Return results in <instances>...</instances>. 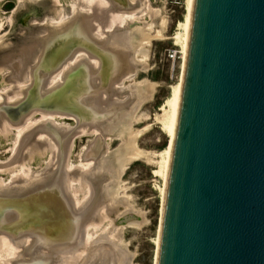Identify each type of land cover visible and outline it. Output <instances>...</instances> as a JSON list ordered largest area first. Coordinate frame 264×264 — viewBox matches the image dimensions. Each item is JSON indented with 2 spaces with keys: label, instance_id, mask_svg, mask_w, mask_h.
Wrapping results in <instances>:
<instances>
[{
  "label": "bare ground",
  "instance_id": "6f19581e",
  "mask_svg": "<svg viewBox=\"0 0 264 264\" xmlns=\"http://www.w3.org/2000/svg\"><path fill=\"white\" fill-rule=\"evenodd\" d=\"M87 1L90 2V0ZM96 1L107 4V6H98L96 12L106 10L105 13L126 18L132 17L139 12V9H144L146 3V0H129L130 4L126 6L123 0H115V3L114 0ZM48 2L49 0H36L34 2L18 0V6L12 13L14 16L9 20L13 25L10 28L12 29L10 34H14L16 30L18 13L27 9L28 4H30L29 10H34L38 6V9L44 11L50 5ZM193 3L194 0H187L189 12L186 23L179 25L182 34L173 37L175 42L181 41L184 58L182 77L172 88L170 96L159 108L162 111L158 117L160 129L170 138V144L166 150L158 155L160 157L158 169L154 171V175L163 180L162 201H164L181 100ZM65 13L67 12H63L61 9L55 10L51 12V18H49L60 20L65 17ZM84 16L85 20H81V16L76 12V14L59 23L48 20L39 28H35L29 22L28 27L32 37L42 35L39 40L42 60L38 67H34L30 72L28 79L30 88L22 89L23 96L18 100V103L16 101V105L8 103L0 105V129H4L3 123L6 120L9 128H11L12 122H24L26 119H29L27 126H31L35 123V121L32 122L34 119L32 117L37 114L40 115L39 120L45 116H54L57 121L61 117L71 118L76 121V131H79L81 136L83 135L81 132L83 127L89 126L97 130L106 122L107 132L105 134H108L101 136L105 135L109 139L121 141L116 152L113 151L114 153L108 154L107 150L103 160H101V166L114 180L110 185L102 186L101 180L93 179V176L85 178L90 189L77 182L76 184L73 183L72 194L74 199L69 186L73 179L66 171L71 152L70 144H59L56 141L57 153L52 162L51 171L22 188H28L43 179H45L46 185L28 192L29 194L24 196L13 194L14 191L17 190L18 192L22 188L16 189L11 186L0 188V218L9 216L7 220L0 223V239L3 238L1 247L6 249L9 248L10 244L13 249V253L10 252L7 255L8 258L4 260L7 261V264H41L42 260L43 264H94L97 261H100L97 262L98 264H131L133 255L127 251L123 243L122 228L114 227L115 220L110 219L109 213L113 209L120 210L116 217H124L126 222L128 221V226H143L147 223L144 215H139L138 212L132 210L128 198L118 195V192L122 189L120 178L127 164L146 158V155L137 145L140 131H134L133 124L138 120L136 114L141 105L151 100L155 92V84L140 83L135 85L131 88L133 91L131 96L135 98V102L130 105V101L126 104L125 102L120 104V102L123 99L128 100L122 96L126 89L124 81L130 80L136 75L139 70L137 63L141 65L139 68L146 69L147 65L143 63V58L145 59L147 55L143 46L147 45L153 37L149 33L151 25L144 24L143 27L126 31L130 27L127 23L128 27L122 28L119 37L118 34L116 39L109 37V41L112 40L109 46L107 42L104 44L102 41L98 42L99 39L95 35L96 28L90 23L94 17L87 21L88 16L86 14ZM97 16L98 14L95 13V20ZM156 34V36H160V32ZM115 40H118V43L114 46L112 42ZM10 43L12 42L7 41L5 45H10ZM30 48L32 46L28 48L29 51ZM122 50L128 55H132L129 64L123 65L124 58L120 57ZM77 52L88 55L90 53L94 56L95 60L99 62V70L94 69L90 72L84 67L80 68L76 78L75 72L72 70L63 71L62 83L57 86L51 84L52 79L59 73V69L65 66L70 57ZM92 56L90 57L93 58ZM118 57H120L119 60ZM137 57H140V60H137ZM121 86L124 88L121 89ZM119 97L122 98L121 101L118 100ZM103 105L106 106L105 112L102 109ZM123 106L128 107V110L119 111V108ZM97 108L98 112H96ZM106 119H109L110 122H107ZM92 133L95 134V131ZM33 136L34 134H28L25 137L19 147L20 150H26ZM52 175L53 177L49 179L48 177ZM88 193H90L89 198L87 197ZM137 215L140 216L139 220L132 218ZM106 221H109V229L104 226ZM98 224L103 226L97 228ZM159 228L161 229V220ZM159 238L160 230L156 240L158 244L155 264ZM99 243H104L105 246L111 248L104 247L99 249L96 255L88 256L90 253L89 246Z\"/></svg>",
  "mask_w": 264,
  "mask_h": 264
},
{
  "label": "water",
  "instance_id": "95a60500",
  "mask_svg": "<svg viewBox=\"0 0 264 264\" xmlns=\"http://www.w3.org/2000/svg\"><path fill=\"white\" fill-rule=\"evenodd\" d=\"M156 264H264V0H194Z\"/></svg>",
  "mask_w": 264,
  "mask_h": 264
},
{
  "label": "rangeland",
  "instance_id": "374dc122",
  "mask_svg": "<svg viewBox=\"0 0 264 264\" xmlns=\"http://www.w3.org/2000/svg\"><path fill=\"white\" fill-rule=\"evenodd\" d=\"M31 1L34 2L36 0ZM31 1L29 0V2ZM75 1L76 0H54V3H56L57 6H55L49 12L47 17L51 18V12L61 9L63 12H67L65 13V17L60 20H51L53 22L59 23L62 20L67 19L73 12L72 8ZM52 2L53 0H51V3ZM16 6H18V0H0V36L6 32H8L6 34L8 37L13 35L10 34V31L12 30L10 28H12L13 25L11 21L9 22V20L13 18L14 15L12 13L17 8ZM27 6L29 7L30 4ZM28 7L27 9H24L18 13V21L14 34L23 33L20 26L18 25L19 17L24 11L28 10ZM94 10H97V6L94 8ZM188 12L189 8L187 5V0H146L144 9H139V12L132 15V17H123L121 19L123 26L122 28H127V23L130 26L128 29H126V31H131L132 29L134 30L136 27H143L144 24L151 25V30L149 33L150 35L152 34L151 37L153 36L148 43L149 45L147 44L143 46V49L147 55L145 59L143 58V63L147 65L146 69L143 70L139 68L140 63L139 65L137 63L139 70L132 79L124 81V86L126 89L122 96H125L128 99L127 101H131L133 104L135 102V98L131 96V93L133 92L131 88H133L135 85H139L140 83H153L156 87L151 100L146 101L139 108L138 113L136 114L138 116V120L133 124V130L137 132L140 131L137 145L146 155V158L144 157L127 164L120 178V180H122V189H120L118 192V195L126 196L128 198V203L132 210L138 212L137 214L139 215H144L147 223L143 226H128V221L126 222L124 217H116L120 210L118 211L117 209L112 208L113 210H111V212L109 211L110 219L113 221L115 220L114 227L117 229L122 228L123 243L126 246L127 251L133 255L131 264H155L156 260L158 244L156 240L160 230L159 227L163 204L161 194L163 180L161 177L155 176L154 171L158 169V162L160 160V157L158 156L159 153L164 152L170 144V138L160 129V124L158 123V117L162 113L159 108L170 96L172 88L180 81L182 77L184 58L182 54L181 41L178 40V42H175L173 37L175 35L181 36L182 30L179 28V25H184L186 23ZM117 20L112 19L110 23H113V25L118 24V22H115ZM31 24L34 27H39L41 26L42 22L38 20H32ZM133 25H135V27H133ZM158 32H160V36H156V33ZM114 45H116V43H114ZM122 51L120 53V57L124 58L123 65L127 63L129 64L131 62L130 58L132 55H128L124 50ZM19 53L21 54L20 51ZM19 53L17 49L10 53L4 52L1 56L3 58L2 60L0 59V61L4 60L3 62L17 66L22 62L21 55ZM120 57H118V60ZM137 60H140V57H137ZM145 80L147 82H143ZM6 85L7 84H5L2 79V75L0 74V90ZM129 86L131 87L129 88ZM123 88L124 87L121 86V89ZM121 99V97L118 98L120 101ZM121 103L122 102H120V104ZM122 109H124V107L119 108V111ZM126 110H128V108ZM47 118L50 117L45 116L41 118V120L38 118H32V122H45ZM52 118L55 120L54 116H52ZM60 119L55 121L59 122ZM5 126L9 131L12 128L8 127V123H6ZM50 128L53 131L54 136H58V133L55 132L54 128ZM93 131H95V134H98L97 130L94 128H91L89 134H93ZM19 134L20 130H17L15 139L13 136H11V134H8L5 137L3 134L0 135V178L2 179L14 174L9 172L10 170H17L15 169L16 167H9H12L10 165L11 152L13 147L16 145V139ZM88 138L89 137H79L77 139L76 144L75 146L73 145L72 151L69 155L70 162L77 161V159L80 158L79 162L82 163L79 153L84 147ZM104 144L106 148L105 150H108V154H110L111 152H116L121 144V141L107 138V140L104 141ZM42 148H40L41 150L38 149L39 152L37 151V153H33V155H30L26 158L30 167H38L44 160H49L51 157L48 152L42 151ZM23 159L25 160V158ZM82 165L85 164L82 163ZM20 167L23 168V166ZM77 183L82 184L83 187L86 186L88 189H90L88 183ZM89 195L90 193H88V198ZM139 215L132 218H137L139 220ZM97 226V228H101L103 225L101 226L98 224ZM104 226L108 227L109 229V221H106ZM10 252L13 253L12 248L10 249L7 247L6 249H3L0 247L1 264H5L3 261L8 258L7 255Z\"/></svg>",
  "mask_w": 264,
  "mask_h": 264
},
{
  "label": "flooded vegetation",
  "instance_id": "af4514ba",
  "mask_svg": "<svg viewBox=\"0 0 264 264\" xmlns=\"http://www.w3.org/2000/svg\"><path fill=\"white\" fill-rule=\"evenodd\" d=\"M50 5L49 7L42 11L38 9L39 7L36 6L34 10H26L24 11L20 17H19V26L23 33H15L12 36H7L6 33H4L2 36H0V59L2 60L4 52H13L15 49L21 52V63L16 65H11L6 62L0 61V74L2 75V79L7 84L3 89L0 90V105H3L4 103L16 105V101L18 103V100H20L23 96L22 89H28L30 88L29 84V77L30 72L34 69V67H38L39 62L42 60V52H41V44L39 42L40 37L42 35H38L37 37L31 35V30L28 27V24L32 20H38L42 22L41 25H43L46 21H52L47 17L49 12L57 6L56 3L49 0ZM106 5L105 3H102L100 1L96 0H76L73 5V12L71 15H74L79 13L81 16V20H85L84 14L88 16L87 21H90V18L93 20L90 21L92 23L91 25L96 28L95 35L99 39L98 42L104 44V42H107L110 46L111 41H109V37H114V39L119 37V32L122 30V23L121 19L124 16L115 15L113 16L111 13H105L106 10L102 12H96L94 8L97 6ZM105 6V7H106ZM39 10V11H38ZM98 11V10H97ZM95 13L98 14L95 20ZM102 14V15H101ZM69 18V17H68ZM117 20L115 22H118V24L113 25V23H110L111 20ZM36 28V27H35ZM39 28V27H37ZM118 31V32H117ZM118 34V35H117ZM117 35V36H116ZM7 41H11L10 45H5ZM29 41V42H28ZM32 42V43H31ZM118 43V40H115L112 42ZM34 45V46H33ZM40 45V46H39ZM30 51L28 50L29 47ZM115 46V45H114ZM37 50V51H36ZM92 56L90 53L89 55L86 53H75L73 54L69 61L65 64V66H62L59 70V73L52 79V83L55 86L62 83L63 79V71H73L75 72V78L77 77V72L80 68H85L88 71H92L94 69L99 70V62L95 60L94 56ZM18 67V68H17ZM63 73V74H62ZM126 98V97H125ZM123 102L125 104L128 102L126 99H123ZM132 102L130 101L129 105ZM127 106V105H124ZM123 106V107H124ZM122 107V108H123ZM126 107L122 109L121 111H125ZM103 111H106V106H102ZM98 108L96 109V112H98ZM103 112V114H105ZM38 116V117H36ZM40 115H35L32 118H38ZM110 118V116H109ZM31 119V118H30ZM29 120V119H28ZM27 119L23 122H12L10 126L12 127L10 131L7 130L5 124L7 123V120L3 123L4 129H0V135L3 134V136H7L8 134H11V136L15 139V134L17 130H20V134L16 139V145L13 147V150L11 152V160L10 165L12 167L9 168H15V170H10L9 172H12L11 176L2 179L0 178V188L1 187H14L16 189L22 188L24 186H28L30 182H34L35 180L43 177L46 173L51 171V165L52 162L55 160L56 153H57V145L56 141L59 142V144H70V148L72 151L73 145L75 146L77 139L80 138H86L89 137L86 140V143L84 147L81 149L79 155L81 156L83 164L82 165L79 162V159L74 162H68L66 171L68 174H70L73 180L70 181V193L72 194V184L75 182H85V178L93 176V179L101 180V185L104 186L105 184L110 185V183L113 182V178L106 173V170L101 166V160L104 158V154H106V148L104 141L107 140V137L105 135L107 132V123L105 122L104 126H102L100 129H97L98 134H89L92 127L86 126L83 129H81L82 136L79 135V131H76L77 123L73 119H68L65 117H61L59 122H56L52 117L47 118L45 122H38L31 126H27ZM107 122H110L109 119ZM54 128L55 132L58 133V136H54L53 131L51 128ZM50 128V129H49ZM36 132V133H35ZM28 134H34L33 138L31 139V142L27 146L26 150L22 151L20 150V145L22 141L25 139V137ZM37 134V135H36ZM102 134H105L101 136ZM100 137V138H99ZM45 146V147H44ZM44 147V148H42ZM42 148L44 152H48L51 157L49 160H44L40 166L38 167H30L28 160L26 158L30 155H33V153H37L38 149L41 150ZM39 152V151H38ZM78 155V158H79ZM25 158V160L23 159ZM101 158V159H100ZM52 160V161H50ZM15 164V165H14ZM14 165V166H13ZM20 166H23L21 168ZM21 169V171H20ZM112 178V179H111ZM73 196V194H72ZM74 198V196H73ZM75 199V198H74ZM3 239V238H2ZM2 239H0V247L2 245ZM5 240V239H4ZM9 248H12V245L9 244ZM5 262V261H4ZM1 264V263H0ZM3 264V263H2ZM7 264V261L5 262Z\"/></svg>",
  "mask_w": 264,
  "mask_h": 264
}]
</instances>
